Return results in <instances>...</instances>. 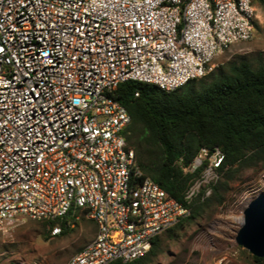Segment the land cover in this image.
<instances>
[{
    "label": "built area",
    "instance_id": "obj_1",
    "mask_svg": "<svg viewBox=\"0 0 264 264\" xmlns=\"http://www.w3.org/2000/svg\"><path fill=\"white\" fill-rule=\"evenodd\" d=\"M256 17L253 0H0V234L81 209L97 232L67 264L145 255L211 195L225 153L201 148L179 202L138 166L115 91L209 75Z\"/></svg>",
    "mask_w": 264,
    "mask_h": 264
},
{
    "label": "trees",
    "instance_id": "obj_2",
    "mask_svg": "<svg viewBox=\"0 0 264 264\" xmlns=\"http://www.w3.org/2000/svg\"><path fill=\"white\" fill-rule=\"evenodd\" d=\"M253 4L261 6L264 0H253ZM114 97L130 114L131 122L124 136L134 148L144 176H150L179 202H185V192L202 170L184 171L201 148L220 147L225 153L220 178L211 195L196 199L191 214L165 231L171 239L179 237L186 222L224 202L230 182L240 168L264 166L262 58H242L219 65L209 75L172 92L155 84L125 81ZM82 212L70 210L63 217L43 219V225L50 231L60 228V233L65 234L79 223L76 216ZM163 244L164 235L159 234L145 255L110 264L155 263L164 252ZM253 264H264V257L253 255Z\"/></svg>",
    "mask_w": 264,
    "mask_h": 264
},
{
    "label": "rangeland",
    "instance_id": "obj_3",
    "mask_svg": "<svg viewBox=\"0 0 264 264\" xmlns=\"http://www.w3.org/2000/svg\"><path fill=\"white\" fill-rule=\"evenodd\" d=\"M254 37L220 55L223 65L247 58L264 59V4L256 6ZM264 191V166L240 168L230 182L222 204H214L202 216L186 222L179 237L164 235V252L152 264H253V255L236 242L244 208ZM73 211L75 209H72ZM79 223L63 234H54L43 219H26L0 234V264H67L97 232L95 222L82 212Z\"/></svg>",
    "mask_w": 264,
    "mask_h": 264
},
{
    "label": "water",
    "instance_id": "obj_4",
    "mask_svg": "<svg viewBox=\"0 0 264 264\" xmlns=\"http://www.w3.org/2000/svg\"><path fill=\"white\" fill-rule=\"evenodd\" d=\"M243 213L236 242L252 255L264 257V191L246 205Z\"/></svg>",
    "mask_w": 264,
    "mask_h": 264
}]
</instances>
